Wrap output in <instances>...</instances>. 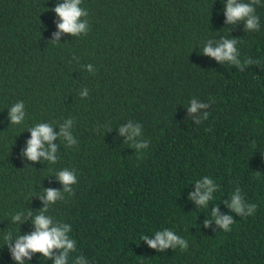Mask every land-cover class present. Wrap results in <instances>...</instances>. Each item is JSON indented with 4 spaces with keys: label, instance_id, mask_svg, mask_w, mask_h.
I'll list each match as a JSON object with an SVG mask.
<instances>
[{
    "label": "trees",
    "instance_id": "16d2710c",
    "mask_svg": "<svg viewBox=\"0 0 264 264\" xmlns=\"http://www.w3.org/2000/svg\"><path fill=\"white\" fill-rule=\"evenodd\" d=\"M57 3L0 0V264H18L10 248L35 231L47 189L62 197L45 215L71 225L76 241L68 264L77 256L81 264H264V0L256 31L227 23V0H82L88 31L78 36L58 29ZM225 38L237 41L243 71L203 52ZM193 99L209 107L190 113ZM19 101L25 119L12 124ZM69 119L71 145L60 134ZM38 123L57 134L56 163L24 154ZM129 124L140 128L132 139L120 132ZM62 169L76 176L71 193L57 178ZM205 177L215 187L198 205L189 197ZM237 189L254 214L229 208ZM214 206L232 216L231 231L211 216ZM165 228L187 250L141 239ZM52 251L24 264H54L60 250Z\"/></svg>",
    "mask_w": 264,
    "mask_h": 264
},
{
    "label": "clouds",
    "instance_id": "9594fccd",
    "mask_svg": "<svg viewBox=\"0 0 264 264\" xmlns=\"http://www.w3.org/2000/svg\"><path fill=\"white\" fill-rule=\"evenodd\" d=\"M82 0H64V3H57L52 9L60 17V22L57 24L58 29L61 32L69 33L74 36H78L81 33L87 34V21H81L82 16H87L88 13L85 9L80 7ZM260 4V0H250L249 3H237L236 0H227L225 8V15L227 16V23L234 24L239 20H245L246 31H256L259 27V17L255 15V5ZM59 32L55 33V36H59ZM237 41L235 39H222L219 42V46L213 48L211 46L212 41H208L207 46L204 47L203 52L211 57H214L218 61H228L236 64L243 71V65L237 58L238 52L235 47ZM245 64L254 63V61L247 59ZM91 70V65L88 66ZM82 96L88 95L87 90L81 93ZM212 101V100H211ZM213 102V101H212ZM209 104L197 103L195 99L192 100L189 107L190 113H196L200 108H208ZM25 105L23 101L16 102L11 106L9 111V119L12 124H20L25 119ZM209 113L205 112L202 118H197L196 123L200 124L202 120H207ZM72 119H69L61 126L60 134L65 137L68 143L71 145L75 143L72 139L71 133L68 128L72 124ZM31 131V139L27 142V148L25 155L32 161L38 160L40 157H44L51 163H56L57 157L56 145L51 142L56 139L57 134L53 132L52 127L47 123H38L34 127L29 129ZM126 131L130 132L129 139L139 134L140 128L132 127L131 124L121 127L120 132L124 134ZM48 142V148L45 149L44 143ZM141 144H136L135 147L140 148ZM57 178L64 186V192H72L71 185L76 183V176L72 171L68 169H62L57 173ZM212 181L205 177L202 183L197 182V191L190 195V199H196L198 205H206L211 199V193L214 190ZM205 189L201 194L200 189ZM45 200V207L34 217L33 223L35 224V231L30 235L18 236L14 247L10 248L12 252V258L18 262V264H24V257L31 258V253L39 252L43 254V257L49 258L54 255L53 249H59L60 254L55 256L54 264H68L69 254L76 251V241L70 239L68 236L71 225L67 223H53V218L49 215H45L48 212L47 204L49 202L55 204L58 198L62 197V193L56 189H47ZM229 208L241 216L252 215L257 210L256 204H245L237 189V194L234 195L229 204ZM211 216L215 218L216 223L220 226V229L224 231H231L230 225L234 223L231 215H219L218 207H213ZM12 220L20 221L21 214L16 213L12 216ZM207 227L210 224V220L204 221ZM4 239L8 242L11 239V233L5 235ZM141 239L146 240L151 248L163 251L168 247L176 248L180 246L182 251L187 250L188 244L185 239L176 235L172 230L165 228L163 231H157L155 233V239H149L148 236H142ZM74 264H81V257L77 256L74 260Z\"/></svg>",
    "mask_w": 264,
    "mask_h": 264
}]
</instances>
